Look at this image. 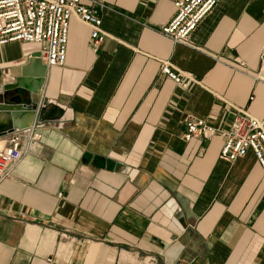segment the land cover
Wrapping results in <instances>:
<instances>
[{
    "label": "crops",
    "instance_id": "0c3cea01",
    "mask_svg": "<svg viewBox=\"0 0 264 264\" xmlns=\"http://www.w3.org/2000/svg\"><path fill=\"white\" fill-rule=\"evenodd\" d=\"M82 1L105 35L94 44L70 17L65 61L46 66L41 138L0 180V264H264L253 153L226 161L218 134L183 138L189 115L264 119V0H220L187 44L159 31L170 0ZM39 48L0 45V88ZM161 60L200 84L161 75Z\"/></svg>",
    "mask_w": 264,
    "mask_h": 264
},
{
    "label": "built area",
    "instance_id": "2783aa9c",
    "mask_svg": "<svg viewBox=\"0 0 264 264\" xmlns=\"http://www.w3.org/2000/svg\"><path fill=\"white\" fill-rule=\"evenodd\" d=\"M170 1L174 13L159 31L175 43L187 44L191 33L220 0ZM73 16L90 27L94 44L102 40L105 35L102 20L82 0H0V45L38 44L40 59L46 66H61L66 58L68 21ZM159 72L182 87L200 84L191 72L175 67L168 60L160 61ZM257 80L264 82V43ZM233 109L231 121L222 129L209 125L203 118L187 116L183 138L189 141L195 136L218 134L222 138L220 159L233 161L251 151L264 172V119L238 107ZM40 138L36 120L28 127L0 137V180L10 175L16 163Z\"/></svg>",
    "mask_w": 264,
    "mask_h": 264
},
{
    "label": "water",
    "instance_id": "95a60500",
    "mask_svg": "<svg viewBox=\"0 0 264 264\" xmlns=\"http://www.w3.org/2000/svg\"><path fill=\"white\" fill-rule=\"evenodd\" d=\"M45 73L46 65L40 59V52L35 51L20 67V76L0 88V137L14 129L28 127L34 120L41 122L46 101L38 106L35 96L40 94Z\"/></svg>",
    "mask_w": 264,
    "mask_h": 264
}]
</instances>
